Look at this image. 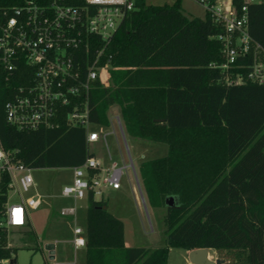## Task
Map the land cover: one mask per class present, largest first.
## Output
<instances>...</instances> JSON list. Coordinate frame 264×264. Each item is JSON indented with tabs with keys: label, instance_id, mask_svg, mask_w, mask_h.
<instances>
[{
	"label": "trees",
	"instance_id": "trees-1",
	"mask_svg": "<svg viewBox=\"0 0 264 264\" xmlns=\"http://www.w3.org/2000/svg\"><path fill=\"white\" fill-rule=\"evenodd\" d=\"M247 13L249 34L264 48V1ZM219 31L207 14L186 16L181 0H133L111 35L100 61L109 66V86L94 82L90 121L108 125L106 110L117 103L129 134L167 145L164 156L138 167L148 205L165 208V245L127 246L123 221L89 191L85 264H166L168 247L229 250L228 264H264V84L247 79L243 67L229 70L241 83L225 81ZM14 86L0 79V144L13 159L32 169L72 168L95 156L85 126L68 123L70 107L55 127L8 124L4 104ZM22 237L35 240L31 225Z\"/></svg>",
	"mask_w": 264,
	"mask_h": 264
},
{
	"label": "built area",
	"instance_id": "built-area-1",
	"mask_svg": "<svg viewBox=\"0 0 264 264\" xmlns=\"http://www.w3.org/2000/svg\"><path fill=\"white\" fill-rule=\"evenodd\" d=\"M193 1L220 29L215 37L222 43L225 81L241 83L244 77H232L229 70L243 67L247 79L264 84V48L249 34L247 13L249 4L264 0ZM132 8L133 0H0V79L7 87L15 82L4 104L7 123L23 130L55 127L70 107L68 123L85 126L88 144L104 139L105 134L89 129L94 124L90 91L108 66L100 61L111 35ZM115 120L122 132L119 117ZM71 169V182L61 195L75 201L89 191L96 196L102 188L120 189L122 176L129 177L128 163L112 162L106 168L95 156ZM31 171L0 144V264H15L2 251L28 229L29 211L42 203L40 193L30 194L35 186ZM133 175L136 180L134 170ZM60 214L74 216L75 205L61 207ZM71 242L74 248L84 247L85 230L75 227ZM48 251L51 264H62L52 247Z\"/></svg>",
	"mask_w": 264,
	"mask_h": 264
},
{
	"label": "rangeland",
	"instance_id": "rangeland-1",
	"mask_svg": "<svg viewBox=\"0 0 264 264\" xmlns=\"http://www.w3.org/2000/svg\"><path fill=\"white\" fill-rule=\"evenodd\" d=\"M146 1L154 5H162L170 4L174 0ZM181 7L183 13L188 17L202 18L204 16L203 7L193 0H181ZM108 67L103 69L100 74L101 81L105 86H109L107 83ZM120 112V105L113 103L106 110V115L112 117L111 126L105 128L97 124L90 125V130L105 134V138L96 143H90L88 147L103 167H109L112 162H117L120 166L123 162L128 163L129 177L126 174L122 176L119 190L102 188L101 193L95 198L104 199L107 202L108 211L123 221L125 242L128 246L158 247L164 241L165 208L148 205L138 167L142 161L164 156L167 153V145L162 142L133 138L125 127H123L122 134L117 120L113 117L115 114H119V120L122 123ZM112 129L115 134H112ZM133 170L138 178L143 197L140 194ZM31 174L35 186L30 194L35 191L43 196L41 205L37 209L29 211L35 240L28 241L22 236H14L11 241L13 249L11 258L16 260V264H51L48 248H50L49 245H52L57 261L62 264H72L77 258L80 264L83 260V247L74 248L71 241L75 227L79 226L85 230L86 199L75 201L61 195L63 186L71 182L72 169L35 168L32 169ZM74 205L76 207L74 216L60 214L61 207ZM186 251L181 248H172L168 264H192L187 259ZM208 254L211 260H219V264H228L233 257L229 250L210 249Z\"/></svg>",
	"mask_w": 264,
	"mask_h": 264
},
{
	"label": "water",
	"instance_id": "water-1",
	"mask_svg": "<svg viewBox=\"0 0 264 264\" xmlns=\"http://www.w3.org/2000/svg\"><path fill=\"white\" fill-rule=\"evenodd\" d=\"M135 176H136V173H135ZM136 180H137V184L139 185L137 176H136ZM138 187H139L140 194L142 196V190L140 188V185ZM174 202H175V198L173 196H168L165 199V203L167 206H173ZM49 246L51 247L52 245H49ZM188 260L192 264H214V263L219 264V260L213 261L208 258V248H195V249L189 250ZM12 263H16V260L13 259Z\"/></svg>",
	"mask_w": 264,
	"mask_h": 264
},
{
	"label": "crops",
	"instance_id": "crops-1",
	"mask_svg": "<svg viewBox=\"0 0 264 264\" xmlns=\"http://www.w3.org/2000/svg\"><path fill=\"white\" fill-rule=\"evenodd\" d=\"M205 14V13H204ZM115 116H118L119 117V114H115L113 117H115ZM107 119H108V125H100L101 127H109V126H111V120H112V117H110V116H107ZM121 120H122V118H121ZM97 125H99V124H97ZM121 126H122V134H123V127H124V124H123V122L121 123ZM112 131H113V129H112ZM131 137H133L131 134H129ZM134 138V137H133ZM96 157V156H95ZM117 190H119V189H117ZM124 240H125V232H124ZM125 244H126V242H125ZM127 245V244H126ZM165 245V234H164V241H163V244L161 245V246H158V247H147V246H142V247H144V248H146V249H148V250H150V251H152V250H154V249H157V248H161V247H163ZM128 246V245H127ZM171 249L172 248H170V247H168V255H167V262H166V264H168V260H169V255H170V253H171ZM210 249H208V251H209ZM188 250L186 251V256H187V259H188ZM208 258L210 259V256H209V254H208ZM82 261L80 262V264H85V249H84V247H83V255H82ZM189 261V260H188ZM72 264H79L78 263V261H77V258H75V260L73 261V263Z\"/></svg>",
	"mask_w": 264,
	"mask_h": 264
}]
</instances>
